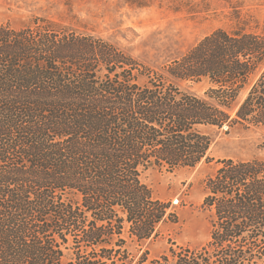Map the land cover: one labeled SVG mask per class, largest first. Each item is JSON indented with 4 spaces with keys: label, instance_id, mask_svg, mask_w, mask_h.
Listing matches in <instances>:
<instances>
[{
    "label": "trees",
    "instance_id": "16d2710c",
    "mask_svg": "<svg viewBox=\"0 0 264 264\" xmlns=\"http://www.w3.org/2000/svg\"><path fill=\"white\" fill-rule=\"evenodd\" d=\"M236 124L264 128V31L217 28L155 68L50 16L0 24V264H264L258 157L205 179L206 244L129 249L179 220L143 173L212 161L208 128Z\"/></svg>",
    "mask_w": 264,
    "mask_h": 264
},
{
    "label": "rangeland",
    "instance_id": "374dc122",
    "mask_svg": "<svg viewBox=\"0 0 264 264\" xmlns=\"http://www.w3.org/2000/svg\"><path fill=\"white\" fill-rule=\"evenodd\" d=\"M35 16H50L103 36L148 65L162 68L217 28L263 32L264 0H0V24L21 27ZM210 85L206 79L183 83L198 95ZM246 94L244 90L241 99ZM208 131L214 138L212 161L171 171L152 167L143 173L155 196L172 202L179 220L162 225L148 240L129 238L132 255L139 257L147 250L155 257L173 244H206L212 230L210 213L202 207L207 176L223 158L264 159V128L236 124Z\"/></svg>",
    "mask_w": 264,
    "mask_h": 264
}]
</instances>
